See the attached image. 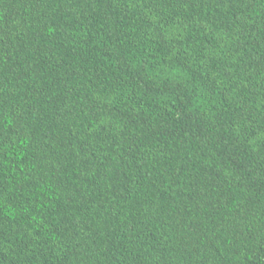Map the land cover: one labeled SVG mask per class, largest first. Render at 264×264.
Masks as SVG:
<instances>
[{"label": "trees", "instance_id": "trees-1", "mask_svg": "<svg viewBox=\"0 0 264 264\" xmlns=\"http://www.w3.org/2000/svg\"><path fill=\"white\" fill-rule=\"evenodd\" d=\"M0 264H264V0H0Z\"/></svg>", "mask_w": 264, "mask_h": 264}]
</instances>
